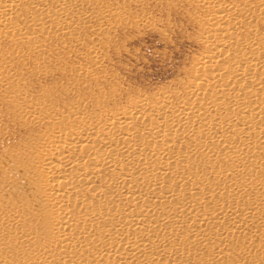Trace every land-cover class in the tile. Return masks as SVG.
I'll list each match as a JSON object with an SVG mask.
<instances>
[{"label": "bare ground", "instance_id": "obj_1", "mask_svg": "<svg viewBox=\"0 0 264 264\" xmlns=\"http://www.w3.org/2000/svg\"><path fill=\"white\" fill-rule=\"evenodd\" d=\"M187 1L205 12L208 45L188 97L137 99L103 124L81 122L46 142L38 169L54 244L19 264H221L205 252L224 255L231 237L264 251V37L239 35L248 6L264 23V0ZM70 2L0 0V37L32 39L47 24L62 31ZM26 4L36 13L22 26ZM196 158L204 165L186 170ZM75 205L86 211L72 218Z\"/></svg>", "mask_w": 264, "mask_h": 264}, {"label": "rangeland", "instance_id": "obj_2", "mask_svg": "<svg viewBox=\"0 0 264 264\" xmlns=\"http://www.w3.org/2000/svg\"><path fill=\"white\" fill-rule=\"evenodd\" d=\"M70 1L71 21L62 31L47 24V33L35 28L32 39L0 37V73L5 76L0 83L3 264H19L54 244L57 221L38 169L43 145L60 135L68 138L70 129L81 122L103 124L137 99L165 97L178 104V98L188 97L190 74L208 50L200 38L205 12L187 0ZM104 8L121 15L104 16ZM23 10L18 16L22 26L36 13L28 4ZM247 10L250 15L239 35L264 37L255 6ZM149 141L145 138L144 144ZM188 165L190 171L204 162L196 158ZM85 211L75 205L70 214L77 218ZM227 243L224 255L205 253L221 264H264V251L252 253L235 237ZM86 249L89 255L97 250L94 244Z\"/></svg>", "mask_w": 264, "mask_h": 264}]
</instances>
